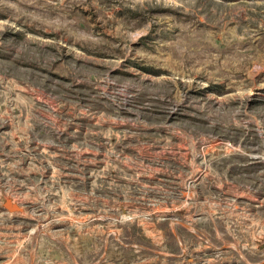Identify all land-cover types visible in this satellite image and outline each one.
I'll return each mask as SVG.
<instances>
[{"label": "rangeland", "instance_id": "rangeland-1", "mask_svg": "<svg viewBox=\"0 0 264 264\" xmlns=\"http://www.w3.org/2000/svg\"><path fill=\"white\" fill-rule=\"evenodd\" d=\"M0 264H264V0H0Z\"/></svg>", "mask_w": 264, "mask_h": 264}, {"label": "water", "instance_id": "water-1", "mask_svg": "<svg viewBox=\"0 0 264 264\" xmlns=\"http://www.w3.org/2000/svg\"><path fill=\"white\" fill-rule=\"evenodd\" d=\"M6 206L11 210L20 209L16 204L11 203V201H8Z\"/></svg>", "mask_w": 264, "mask_h": 264}]
</instances>
